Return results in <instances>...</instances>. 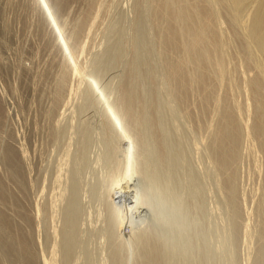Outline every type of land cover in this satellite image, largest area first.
Wrapping results in <instances>:
<instances>
[{
	"label": "rangeland",
	"instance_id": "rangeland-1",
	"mask_svg": "<svg viewBox=\"0 0 264 264\" xmlns=\"http://www.w3.org/2000/svg\"><path fill=\"white\" fill-rule=\"evenodd\" d=\"M150 1L65 0L52 19L42 2L0 0V264H264V50L251 54L225 4H214L218 45L200 74L183 45L163 47ZM176 59L187 99L169 72ZM124 84L134 108L122 104ZM225 111L239 134L224 172L213 149ZM7 145L23 151L22 169L5 160ZM125 161L136 188L158 200L157 223L145 222L147 204L132 208L130 224L115 221ZM3 221L22 228L25 252Z\"/></svg>",
	"mask_w": 264,
	"mask_h": 264
},
{
	"label": "bare ground",
	"instance_id": "bare-ground-1",
	"mask_svg": "<svg viewBox=\"0 0 264 264\" xmlns=\"http://www.w3.org/2000/svg\"><path fill=\"white\" fill-rule=\"evenodd\" d=\"M42 2L43 6H45L44 4H46V11L48 10V13L47 15H49L50 18H52L51 16V11L52 13L54 12H57L58 10L61 9V7L66 4L64 3L65 0H34V2ZM68 1V0H67ZM84 1V0H83ZM150 1V0H149ZM185 1L187 0H151L150 2L152 3L151 6H153V12H154V16L156 17V23L154 25L157 24V22H160V23H163L164 27V31H163V36L161 34L162 32V27L159 28L158 25H162V24H158L157 28H159V32H160V36L161 38L163 37L162 39V45L165 49H168V50H171L172 52L176 51V50H179L181 49V46L183 45V50L191 57V60L195 62L194 66L195 68L198 70V71H201L199 72L200 74L206 69L207 65L210 64V55L211 53L208 51V49L210 48V46H213L215 44L218 45V39H219V35H218V32L215 30L214 28V21L217 19V16H216V13L214 12L213 10V5L214 4H225L226 8H227V11L229 12L230 14V17L233 21V23L239 27V29H241V31L243 32V35L247 41V46H248V49L250 51L251 54H255L254 51H262L264 50V0H192V3L194 2V10L191 9L193 5H191L190 7V2L189 3H186L185 4ZM185 4V7L183 9V7L181 8V5ZM38 3V4H39ZM64 3V4H63ZM176 3H181L179 5H177ZM141 4V3H140ZM177 6H180L181 9H183L182 11L180 12H183V13H186V15L188 17H190V21H188L189 23L185 24L184 23V20H180L181 18L183 19V16H179L177 15V9L176 7ZM193 10V12L191 11V13H193V15L191 16L190 14V10ZM178 8V7H177ZM98 9V8H97ZM179 9V8H178ZM151 11V10H150ZM152 12V13H153ZM179 13V12H178ZM189 13V14H188ZM181 14V13H180ZM46 15V14H45ZM95 15V14H94ZM179 16V17H178ZM187 16H184L186 18V20H188ZM95 17V16H94ZM181 17V18H180ZM49 18V19H50ZM179 18V19H178ZM53 19V18H52ZM52 19H50V22L53 21ZM178 20H180V22L182 21V23H179L180 26L181 24H183V27H185V31L187 32V34L189 35L188 37V41L189 42H185L184 44L182 43L183 40L185 39V37L187 36V34H185L186 36L184 37L183 39V34L181 32H183V30L180 32L181 28H179V24H178ZM231 21V20H230ZM231 21V22H232ZM94 23V22H93ZM54 24V23H53ZM90 25V24H89ZM162 25V26H163ZM79 26V25H78ZM182 27V26H181ZM79 29V28H78ZM90 30V29H89ZM76 30H74L75 32ZM185 32V33H186ZM90 33V32H88ZM84 34V33H83ZM182 34V35H181ZM182 37V38H181ZM183 39V40H182ZM159 40V39H158ZM186 40V39H185ZM187 41V40H186ZM66 47V45L64 46ZM77 48V47H76ZM71 50V49H70ZM69 49L66 48V52L68 51V55L70 57L73 58V55L72 53L70 52ZM116 50V49H115ZM205 52H204V51ZM210 50V49H209ZM211 51V50H210ZM215 51V50H214ZM214 51H213V54H214ZM202 52V54H201ZM212 52V51H211ZM210 53V54H209ZM173 54V53H171ZM175 54V53H174ZM211 55L213 57H215V55ZM67 55V56H68ZM217 55V54H216ZM219 56V55H218ZM66 57V55H65ZM175 57H176V54H175ZM67 58V57H66ZM110 58V57H109ZM132 58V57H131ZM202 58H205L202 59ZM71 60V58H69ZM68 59V61H69ZM117 59V58H116ZM175 59V58H174ZM177 61L179 59H176ZM72 61V60H71ZM167 61H169L167 59ZM166 61V62H167ZM74 62V61H73ZM174 62V60H173ZM179 62V63H178ZM176 62V64L174 65L173 63L171 64V67H170V75H173L174 78H175V81H176V84L178 85L177 86V91L178 93V96L180 99H187L185 97H187L188 95V90H187V82L190 80V79H187L183 76V72L181 71V68L180 66L182 67V62L184 61H178ZM259 63V61H257ZM62 63V62H61ZM202 65L203 69L199 66ZM214 65V69L218 72V76H220V78L222 77L223 75V66H222V60L221 58H217V59H214V62L211 63ZM67 65V64H66ZM117 66V65H116ZM170 66V65H168ZM60 67V66H59ZM64 67V66H63ZM133 67V66H132ZM257 67L259 68V70H261V65H257ZM74 68V67H73ZM61 71V69H60ZM76 71V69L74 70V72ZM181 71V72H180ZM62 74V73H61ZM75 74V73H74ZM203 74V73H202ZM70 75V74H69ZM260 76L261 77H264V71H260ZM58 77V76H57ZM124 77V76H123ZM203 75H201L199 77V81L202 83L204 81L203 79ZM129 78V77H128ZM131 79V77H130ZM59 80V78H58ZM57 80V81H58ZM64 80H66L64 78ZM61 81V80H60ZM259 79H254L250 82V86H251V89L252 90H255L257 91L260 87V84H259ZM57 83V82H56ZM172 83V82H171ZM189 83V82H188ZM127 84V83H126ZM174 84V83H172ZM123 86L126 87V85L124 84ZM176 85H174L175 87ZM58 87V86H57ZM124 87V88H125ZM130 87V86H129ZM128 89V85L126 87ZM60 89V88H59ZM122 89V88H121ZM123 91L125 90L126 92H123L124 94L127 95L128 92H130L128 89V91L126 89H122ZM175 90H176V87H175ZM59 91V90H58ZM144 92V91H143ZM131 93V92H130ZM129 93V95H131ZM62 94V93H61ZM123 94V95H124ZM56 96V95H55ZM61 96V95H59ZM177 96V95H176ZM131 98V97H130ZM128 98V95L127 97H125L124 99H122V104L124 103L125 106H127L129 109L131 108H134L135 106L131 107L130 104L133 103H130L131 99ZM133 98V97H132ZM205 98V97H204ZM60 99V97H59ZM264 99V98H263ZM262 99V101H263ZM133 100V99H132ZM190 100V99H189ZM206 101V99H204ZM261 100V99H260ZM135 101V100H134ZM142 101V100H141ZM58 102V101H57ZM148 102V101H147ZM208 102V100L206 101ZM183 104V103H182ZM122 106V105H121ZM182 106V105H181ZM184 106V105H183ZM208 106V105H207ZM264 106V104H263ZM195 107V106H194ZM216 107V106H215ZM214 107V108H215ZM54 108H56L54 106ZM108 108V107H107ZM124 108V107H123ZM127 108V109H128ZM184 108V107H183ZM182 108V109H183ZM247 108V107H246ZM185 109V108H184ZM207 109V108H206ZM133 110V109H132ZM187 110V109H186ZM242 111V110H241ZM153 112V111H152ZM188 112V111H187ZM251 112V111H249ZM116 113V112H115ZM134 113V112H132ZM190 113V112H189ZM213 113V112H212ZM226 113V111H225ZM130 114V113H129ZM228 113H226L225 115H223L224 117L222 118V121L220 122V124L218 125V135L216 137V144L214 146V155L216 158L214 159H217L218 163L220 164L219 166L222 167V170L225 168L224 165H228L227 163V159L231 158V155L229 153V150H227V148H230V146L226 147L227 144L226 143H230L234 142V140L232 141L231 139L233 138H236V136L238 137V130L239 128L237 129L236 128V122H235V119L234 117H231V116H234V115H227ZM255 115V114H254ZM258 115V114H257ZM132 116V115H131ZM214 116V115H213ZM222 116V114L220 115ZM2 117V116H1ZM127 117V116H126ZM254 117V116H253ZM194 118V117H193ZM199 118V117H198ZM249 118V117H247ZM259 117L255 118L258 120ZM156 119V118H155ZM254 119V118H253ZM133 120V119H132ZM217 120V119H216ZM214 120V121H216ZM128 121V119H127ZM237 121V120H236ZM252 121V119H251ZM262 121V120H260ZM259 121V122H260ZM211 122V121H210ZM244 122V121H243ZM253 122V121H252ZM256 122V121H255ZM263 122V121H262ZM204 123V122H203ZM250 123V122H249ZM258 123V121H257ZM256 123V125H257ZM132 124V123H131ZM166 124V123H165ZM248 124V123H246ZM263 125V124H261ZM261 125L259 124L257 126V130H262V127ZM136 126V125H135ZM198 127V126H197ZM216 127V125H215ZM261 127V129H260ZM246 128V126H245ZM256 128V127H255ZM259 128V129H258ZM241 129V128H240ZM131 130V129H130ZM242 131V130H241ZM244 131V130H243ZM255 131V132H256ZM264 131V130H263ZM110 132V131H109ZM128 132V131H127ZM217 132V131H216ZM259 132V131H258ZM124 133V132H123ZM153 133V132H152ZM249 133H250V130H249ZM252 133H253V128H252ZM257 133V132H256ZM262 133L261 132V136H262ZM132 134V133H131ZM135 134V133H134ZM264 134V133H263ZM126 137L128 138V135L125 131V134ZM241 135V134H240ZM258 135V134H257ZM250 136V135H249ZM253 136V135H252ZM260 136V135H259ZM258 136V137H259ZM123 137V136H122ZM257 137V136H256ZM240 138V137H239ZM238 138V140H239ZM122 139V138H121ZM261 139V138H260ZM214 140V139H213ZM264 141V140H263ZM237 142V140L235 139V143ZM239 142V141H238ZM141 143V142H140ZM212 143V142H211ZM233 146V145H232ZM236 146V145H235ZM161 147V145H160ZM210 147V146H209ZM261 147V146H260ZM156 148V147H155ZM206 148V147H205ZM236 148V147H234ZM233 149V148H231ZM5 157L7 160V163L12 166L14 169H17L18 170V166H20L19 168L22 169V161L24 159L23 157V151H21V149L19 148L18 150H20L21 152L17 151L13 146L11 145H7L6 148H5ZM235 150V149H234ZM261 150V148H260ZM213 152V151H212ZM231 152V151H230ZM263 152V151H262ZM165 153V152H164ZM234 153V152H233ZM236 153V152H235ZM234 153V154H235ZM132 154V153H131ZM129 154V156L131 155ZM156 154V153H155ZM159 154V153H158ZM16 155H17V158L19 159V161L16 159ZM113 155V154H112ZM213 155V157H214ZM27 158V157H26ZM129 158V157H128ZM236 159V158H235ZM127 160V158H126ZM164 160V159H163ZM216 161V160H215ZM231 162L234 161V158L233 160H230ZM21 162V165L20 163ZM25 162V161H24ZM239 162V161H238ZM128 163V162H127ZM233 163V162H232ZM130 164H128L129 166ZM27 166V165H26ZM229 166V165H228ZM231 166V164H230ZM234 166V164H233ZM232 166V167H233ZM227 167V166H226ZM219 168V167H218ZM130 169H131V165H130ZM231 169V168H230ZM229 169V170H230ZM16 170V171H17ZM194 170V169H193ZM228 170V167L227 169ZM225 169L223 170L224 172L226 171ZM233 170V169H232ZM129 170L127 175L124 176L123 179H121L120 181L119 180H116L115 181V185H116V189H115V192H114V198H115V208H117L115 211H116V214L118 216L119 219L122 220V222H126L128 224L130 219H131V216L132 214V208H137V214L139 215L142 211H141V207L142 205L145 206L144 202L141 201V198H140V195H139V192H138V189L136 188V183H133V171ZM231 171V170H230ZM228 171V172H230ZM136 172V171H134ZM138 172V171H137ZM192 172V171H191ZM220 172H221V169H220ZM137 174V173H136ZM224 174V173H223ZM226 174H228L226 172ZM234 174V172H233ZM222 175V173H221ZM229 175V174H228ZM226 175V176H228ZM223 177V175H222ZM234 177V176H233ZM228 178V177H227ZM180 179V178H179ZM223 179H226V178H223ZM230 179V178H229ZM155 180V179H154ZM158 180V179H157ZM231 180L232 177H231ZM222 181V180H221ZM226 181V180H225ZM227 182H228V179H227ZM226 182V183H227ZM224 184V183H222ZM232 184V183H231ZM227 185V184H225ZM224 185V186H225ZM176 187V186H175ZM223 187V186H222ZM115 188V186H114ZM113 188V189H114ZM112 189V190H113ZM225 189V188H224ZM229 190V188L226 186V190ZM233 189V188H232ZM145 191V190H143ZM234 191V189H233ZM232 191V192H233ZM113 192V191H112ZM150 192V191H149ZM229 192V191H228ZM227 192V193H228ZM225 194V193H224ZM232 194V193H231ZM234 195V194H233ZM232 195V196H233ZM231 196V195H230ZM166 197V196H165ZM0 200L4 201V200H7V195L6 194H3V193H0ZM113 201V200H112ZM231 201V200H230ZM232 202V201H231ZM75 203V202H74ZM173 204V203H172ZM233 205V204H232ZM139 207V208H138ZM135 208V209H136ZM72 210V209H71ZM118 210V211H117ZM74 211V210H73ZM240 211V210H239ZM258 214V213H257ZM21 215V214H20ZM25 214L23 213V216ZM127 215V217H126ZM134 215V214H133ZM22 216V215H21ZM140 216H145V214H141ZM222 216V215H221ZM126 217V218H125ZM135 217V216H134ZM26 218V216H25ZM23 218V219H25ZM135 219V218H134ZM132 219V220H134ZM137 220V219H136ZM141 220V218H140ZM119 221V220H118ZM135 221V220H134ZM133 221V222H134ZM145 223L144 220H141V223ZM140 223V221H139ZM121 224V223H120ZM119 224V225H120ZM127 224V225H128ZM134 224V223H133ZM136 224V222H135ZM137 225V224H136ZM142 225V224H141ZM144 225V224H143ZM18 226V224H17ZM16 225H14L13 223L9 222V221H3V227L4 229L9 230L11 233H12V238H14L17 243V249L20 251V252H25L26 250V244H23V240L24 239V235L21 233V230L20 228H18ZM123 226V224H122ZM261 226V225H260ZM129 227V226H127ZM22 229V228H21ZM147 229V228H146ZM129 231V230H128ZM132 231V229H131ZM142 232V231H141ZM130 233V232H129ZM258 233V232H257ZM115 234V233H114ZM131 234V233H130ZM9 235V234H8ZM72 238V237H71ZM146 238V237H145ZM132 239V238H131ZM72 240V239H71ZM261 241V240H260ZM152 253H154L152 251ZM156 254V253H155ZM153 255V254H152ZM151 255V256H152ZM154 257V256H152ZM156 259V258H155ZM141 260V259H140ZM160 260V259H159ZM144 261V260H143ZM153 261V260H152ZM145 262V261H144ZM175 262V261H174ZM148 263V261H147ZM21 264H34V261L33 259L29 258V257H24V259H22V263ZM151 264H155L154 262L151 263Z\"/></svg>",
	"mask_w": 264,
	"mask_h": 264
}]
</instances>
